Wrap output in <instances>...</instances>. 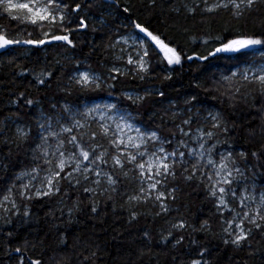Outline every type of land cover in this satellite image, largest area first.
Segmentation results:
<instances>
[{"label": "trees", "instance_id": "1", "mask_svg": "<svg viewBox=\"0 0 264 264\" xmlns=\"http://www.w3.org/2000/svg\"><path fill=\"white\" fill-rule=\"evenodd\" d=\"M61 2L69 5L66 21L71 20V24L65 26L71 29L75 47L65 42L16 45L0 53V195L10 184L19 187L27 179L17 180L19 173L42 165L33 153L39 143L38 121L64 116L65 106L77 107L96 99L116 100L135 113L145 128L158 130L171 143L185 137L179 131L184 118L197 122L191 126L194 130L207 111L219 113L221 127L213 129L222 148L229 149L244 170L233 185L237 195L252 183L264 190V95L258 84L238 75L231 84L224 80L232 76L234 67L255 58L264 61V53L252 54L253 50L264 51V45L235 54L219 52L208 56L230 39L264 38V0L240 21L232 17L230 9L205 13L200 6L195 14H189L184 5L197 4L191 0H155V4L151 0ZM77 4L79 11H73ZM80 20L87 27H81ZM135 23L177 48L181 63L168 64L164 53L154 45L148 51V73L117 75L116 79L107 76V68L116 62V39L127 29L144 34L134 27ZM0 26L11 39H38L42 31L68 34L59 27L40 29L13 20L2 8ZM201 56L208 59H199ZM82 68L102 74L104 85L100 89H82L74 83L72 74ZM21 71L25 75H20ZM48 72L51 78L42 77L45 84H39L37 77ZM236 88L239 93H235ZM132 89L143 95L142 101L133 103L127 98L126 91ZM160 92L164 95L160 96ZM26 99H32L33 104L27 105ZM89 123L97 130L96 123ZM225 126L227 132L223 131ZM18 127L30 130L26 141L18 139ZM254 152L257 156H253ZM185 160L187 164H176V178L167 180L168 189H175L171 194L175 199H167V212L152 207L150 202L130 200L139 182L135 173L125 178L109 166L106 169L118 180L115 192L106 191V183L93 184V177H80L78 185L62 180L60 192L52 196L25 200L17 194V209L0 215V264H20L21 258L23 264L35 260L40 264H191L196 259L202 264H264V229H254L240 248L225 244V220L232 213L217 211V201L200 173L185 179L193 174L195 164L187 151ZM85 188L95 191L85 192ZM229 203L238 207L231 198ZM93 207L95 212L91 211ZM180 221L186 227L174 229L172 225ZM205 221L209 228H202ZM181 236L183 241L176 245L175 240ZM16 248L21 251L16 252ZM204 249L208 251L201 257L199 253Z\"/></svg>", "mask_w": 264, "mask_h": 264}, {"label": "snow or ice", "instance_id": "2", "mask_svg": "<svg viewBox=\"0 0 264 264\" xmlns=\"http://www.w3.org/2000/svg\"><path fill=\"white\" fill-rule=\"evenodd\" d=\"M204 7L201 9L205 13H214L220 9L231 10V15L237 21L242 20L246 14H250L255 10L256 6L261 0H215L212 4L208 3V0H202ZM152 4H155V0H151ZM0 7H3L5 13H7L11 19L20 21L22 23H29L35 25L37 28L43 29L48 27L54 29L59 27L61 32L68 34H54L52 31H42L41 37L38 39H11L8 38L2 26H0V51H7L10 46L13 45H44L53 41L65 42L67 45L75 47L73 40L70 39L71 29L66 27L67 24H71V20L66 21L67 9L69 5L62 3L61 0H27V2H13V0H0ZM189 14H195L196 8L200 7L196 4L193 7L184 5ZM80 5L77 4L73 11H79ZM178 11V9H174ZM125 12L128 9H124ZM13 13H22V15ZM81 27H87L83 20L79 21ZM134 27L139 29L141 33L146 34L151 40L159 47L164 53L165 59L168 64H180L182 55L177 48L170 47L165 43L164 39H161L159 35L153 34L152 31L140 23H135ZM31 36V33H28ZM125 43L127 41L125 40ZM264 45V38L256 37H240L227 40L222 46L217 47L214 51L209 52L208 56H215L219 52H241L242 50L252 48L255 46ZM138 60H133L131 56L128 58V64H136L138 70L147 72L148 68L145 66L146 61L144 57L148 56V51L143 50ZM208 56L198 57L199 59H208ZM187 59H193L192 56H188ZM114 71L119 72L118 69ZM20 75H25L21 71ZM239 75L242 80L249 83H256L260 86V92L264 95V64L253 65L245 68L240 73H232L230 77H224V80L231 84L234 77ZM52 73L41 74L37 77L39 84H45V78H51ZM116 77H112L115 79ZM74 82L82 89L93 88L100 89L104 82L100 77L96 75H90L89 72H81L78 76H73ZM115 85H108V87H114ZM240 89L236 88L235 93H239ZM234 93V94H235ZM23 97V93L20 94ZM160 96L164 93L160 92ZM128 99L133 103L142 101L143 97L133 98L131 95ZM193 100L195 97L192 98ZM27 105H32V99H26ZM55 108V105L52 106ZM116 105H105L102 110L99 105L84 110L82 113L72 114L65 106V111L69 112V122L61 123L59 117L56 118V124L59 126L54 127L52 123V117L42 118L38 121L40 129L39 143L36 144L33 149L34 159L42 161L41 164H37L30 170H24L16 176V179L23 181L25 177L28 178L27 183H21L19 187L15 183L10 184L6 190L0 195V209L5 212L11 211L12 208H16L15 196L18 194L25 200H32L43 196H52L60 192V183L62 180H67L70 184L73 182L80 184V177L84 180L90 178V174L95 177L92 183L100 186L101 183L108 185L107 190L115 192L116 185L118 183L117 178L114 175L104 169V165H109L112 169H118L119 174H122L125 178H129V173H135V178L139 181V191L141 195L130 196V200H144L147 202L152 197L153 191H155L154 199L161 202L160 207L163 211L167 212V206L163 203V200L168 197L165 195V191L158 190V186L166 187V182L169 177L176 178L175 166L177 163L184 164L185 153L180 151L179 148H175L172 151H168L165 148L166 143L171 141L162 137L158 130L148 129L141 130L134 123L130 122L125 115H107V110L115 109ZM94 113L98 114L93 115ZM76 115H80L82 119H77ZM212 121L213 128L221 127V116L219 113H209ZM89 120L97 122V130L92 129V125ZM111 121V123H109ZM192 118L189 117L183 121L184 125H191ZM17 137L21 141H26L29 136L30 130L24 128H17ZM179 131L184 136L191 135L190 131H185L184 128H179ZM223 131L227 132V127H223ZM135 135H132V133ZM214 133L212 131H205L203 128L198 127L196 129L195 139L201 141L199 144L200 151L196 149H189V155L196 157V163L192 165L193 174L185 177L187 180L193 179V175L196 170H199L200 161L205 159L204 145L207 142L205 137L211 139ZM97 137H100L98 140ZM106 140L107 143L101 141ZM181 147L189 148L188 144L183 141L179 142ZM214 147V146H213ZM209 155L207 158V164L204 167L211 166L212 171L208 173L207 178L209 180V193L217 201V211H228L232 213L231 218L225 223L227 227L224 232L230 239L225 238L224 243H231L236 248L243 246V242L248 240V237L252 234L253 230L264 229V190L257 193L253 186L251 190L245 187L242 193L238 196L234 184L238 183V177L243 176V172L240 167L236 165V161L231 152L226 155L221 154L219 161L214 160L210 153L212 149L207 150ZM241 157H245V153H240ZM253 156H257V153H253ZM130 165L131 167H127ZM46 174L41 177L40 173ZM187 171V168H185ZM38 181L39 186L34 183ZM85 192H94L95 189L85 188ZM175 189H172L169 193L172 199H175L171 193H174ZM229 198L238 202L239 211L230 207ZM8 204L11 208L5 207ZM97 209L93 207L91 211L95 212ZM17 214L18 211H17ZM24 215H28V210L25 209ZM135 218V214H133ZM235 225V227H233ZM247 225V227H246ZM172 227L177 230L184 229L186 224L184 221L173 224ZM207 221L204 222L202 228H209ZM195 230V229H193ZM147 235V233H145ZM172 233L169 232V236ZM184 237L181 236L175 240V244L179 245L183 241ZM167 237H165V242ZM16 252H20V248L15 249ZM204 249L199 253L201 257L207 252ZM20 264H23V258L20 260ZM32 264H40L39 260L32 261ZM191 264H202L200 259L193 260ZM207 264V261L204 262Z\"/></svg>", "mask_w": 264, "mask_h": 264}, {"label": "rangeland", "instance_id": "3", "mask_svg": "<svg viewBox=\"0 0 264 264\" xmlns=\"http://www.w3.org/2000/svg\"><path fill=\"white\" fill-rule=\"evenodd\" d=\"M191 1L197 2V4H199L202 8L204 7V4H203L202 0H191ZM13 2H16V3H19V2H27V0H13ZM213 2H215V0H208V3L209 4H212ZM0 8L3 9V7H0ZM66 17H67V15H66ZM125 40L127 41V43H125ZM154 45H156V44L147 35L137 33L134 30V28L133 29H127V31L125 33L121 34L116 39V41H115V59H116V62H114L112 65H110L107 68L108 69L107 76H109V77H117V75L124 76V75H139V73L140 74H146V73H148L149 66H150V60H149V57L148 56L144 57V60L146 61V65L145 66L148 68V71L147 72L139 71L138 70V66L136 64H128L127 61H128L129 56H131L134 61L135 60H138L140 58V56L138 55V53L140 55H142V52H143L144 49H146L147 51H149L150 46L152 48V47H154ZM256 47L257 46L252 47V48H248V49H254ZM235 53H237V52H231L230 54H235ZM262 53H264V51H262V50H253V52H252V54H254V55H260ZM261 64H264V61L255 58L252 61H247L246 63H244V64H242L240 66L234 67L232 69V73H234V72L240 73L245 68L251 67L253 65H261ZM114 69H118L119 72L114 71ZM85 71L89 72L90 75H93L94 74V75L100 77V79L103 82H105L104 81V77L102 76V74H100L99 72H96V71L91 70V68H82V69L74 72L72 74V80H73V76H78L79 73L85 72ZM73 82H74V80H73ZM125 95L127 96V98H128L129 95H131L133 98H135L137 96L143 97L142 94H140L138 91H136L134 89L126 91ZM97 105H99L102 110L104 109V106L105 105H116V108L115 109L107 110V115H114V116L125 115L129 119L130 122L134 123L137 127H140L141 130H148L147 128H145V126L142 123H139L138 122V120L136 119L135 113H133L129 108H127L126 106L118 103L114 99H96V100H94L92 102L83 103L82 105L77 106V107H68V109L70 110V112L72 114H77V113H82L84 110L89 109V108H92V107L97 106ZM210 112L211 113H216V112H214L212 110L207 111V113L205 114V116L204 117H201L202 123L200 124V126H196L194 130L191 129V126L196 125L197 122H194L192 120V123H191L190 126L183 124V127L182 128H184L185 131H190L191 132V135L185 136V137L179 139L178 141H176L174 143H170V144L166 143L165 144V148L168 151H172L175 148H179V150L180 151H183L184 153H186V151H187L188 156L192 160H194L195 163H196V157L189 155V149L194 148V149L197 150V152L200 151L199 144L201 143V141H199V140H197V139L194 138L196 136V129L198 127H201L205 131H212L214 133V135H213V137L211 139H208L207 137H205V140L207 141L205 143V145H204V148H205V159L203 161H200L199 170H196L195 171V173H200L201 174V178L205 182L208 191H209V183L210 182H209V180L207 178V175H208V173H210L212 171V167L211 166L204 167V165L207 164V158H208V155H209V153H208L207 150L210 149V148L212 149L210 155H211V157L214 160H217V161H219V157H220L221 154H225L226 155L228 152H231L227 148H224V147L222 148L221 139L219 138V135L216 134V132L214 131L213 127L211 128L212 121H211L210 117H208V114ZM93 115H97V120H98V114L94 113ZM57 117H59L61 119V123H68L69 122V119H70L69 112H66L64 116L63 115H57L56 117H54L52 119V123H53V126L54 127H57V128L59 127L56 124V118ZM76 118L77 119H82V117L80 115H76ZM185 119H187V118H184L183 121ZM89 122H94V123L97 124L96 121L89 120ZM109 123H111V121H109ZM132 135H135V133L133 132ZM39 137H40V133H39ZM180 141H183L185 144H188L189 148L181 147L180 144H179ZM101 142H103L105 144L107 143L106 140L101 141ZM184 163L185 164L188 163V161L185 160V156H184ZM236 165L241 168V170H242V172L244 174V170L242 169V167L238 163H236ZM107 166L110 167V164L103 166L106 171H108L106 169ZM127 167H131V166L130 165H127L126 168ZM45 174L46 173L43 172L40 175H41V177H43ZM90 177H93V180L95 179V177L92 176L91 174H90ZM27 181H28V178L26 180H24L23 183H27ZM34 183L36 184V186H39L38 181H35ZM253 186L255 187L257 193L261 191V190H258L257 189L256 183H252L251 186L249 187V190H251V188ZM158 190L165 191V195L167 197H169V193L171 192V190L168 189L167 182H166V187L161 188V187L158 186ZM241 193H242V191H241ZM135 195H141V193L139 191V182L137 183V192L135 193ZM154 195H155V191H153L152 197L149 198L147 200V202H150V204L152 205V207H157L159 210H161L162 212H164L161 209V207H160V203L161 202L156 201L154 199ZM15 199H16V205L18 207L19 200L17 199L16 196H15ZM167 199L163 200V203L167 206V209H169L170 206H169V204L167 202ZM140 201L145 202L143 199L140 200ZM5 207L11 208V206L8 205V204H6ZM17 207L16 208H12L11 211L17 209ZM230 207H232L233 209H236L238 211L240 210L239 209V206L236 208L233 205H230ZM221 212H225V211L222 209ZM3 213H7V212H5L3 209H0V215H2ZM230 218H231V216H229L227 218V220H229ZM227 220H225V222ZM226 227H227V224L225 223L224 229ZM233 227H235V225H233ZM246 227H247V225H246ZM226 238L230 239V237H228V236Z\"/></svg>", "mask_w": 264, "mask_h": 264}, {"label": "water", "instance_id": "4", "mask_svg": "<svg viewBox=\"0 0 264 264\" xmlns=\"http://www.w3.org/2000/svg\"><path fill=\"white\" fill-rule=\"evenodd\" d=\"M51 43H57V41H53V42H51ZM46 44H50V43H46ZM20 45H22V46H25L26 44H20ZM45 45V44H44ZM14 46H16V45H13V46H10L8 49H10L11 47H14ZM42 46V45H41ZM158 47V46H157ZM159 48V47H158ZM7 49V50H8ZM2 52H4V51H0V53H2Z\"/></svg>", "mask_w": 264, "mask_h": 264}]
</instances>
